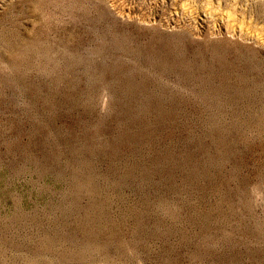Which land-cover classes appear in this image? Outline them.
<instances>
[{
  "label": "rangeland",
  "instance_id": "rangeland-1",
  "mask_svg": "<svg viewBox=\"0 0 264 264\" xmlns=\"http://www.w3.org/2000/svg\"><path fill=\"white\" fill-rule=\"evenodd\" d=\"M0 264H264V0H0Z\"/></svg>",
  "mask_w": 264,
  "mask_h": 264
}]
</instances>
